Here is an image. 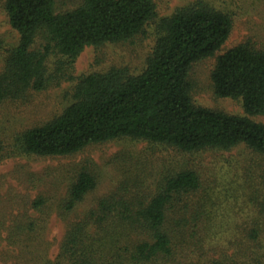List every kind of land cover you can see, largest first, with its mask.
Listing matches in <instances>:
<instances>
[{
  "label": "trees",
  "instance_id": "trees-1",
  "mask_svg": "<svg viewBox=\"0 0 264 264\" xmlns=\"http://www.w3.org/2000/svg\"><path fill=\"white\" fill-rule=\"evenodd\" d=\"M2 9L19 41L7 46L0 38V163L70 158L120 140L181 156L245 146L259 161L242 175L248 216L222 221L187 159L174 166L165 159L151 187L149 163L131 152L118 155L123 179L80 215L99 186L98 169L86 161L48 172L45 180L66 183L61 195L47 189L31 201L9 192V226L4 216L0 222L9 264H264V124L252 119L264 116V49L241 44L219 56L212 73L217 97L241 100L244 116L198 107L192 98V67L225 45L232 15L203 4L179 9L156 23V44L141 74L112 67L76 78L75 64L88 48L145 33L158 15L155 0H83L62 13L56 0H2ZM66 81L74 82L73 99L59 115L9 127V108ZM53 216L66 232L51 257Z\"/></svg>",
  "mask_w": 264,
  "mask_h": 264
},
{
  "label": "rangeland",
  "instance_id": "rangeland-1",
  "mask_svg": "<svg viewBox=\"0 0 264 264\" xmlns=\"http://www.w3.org/2000/svg\"><path fill=\"white\" fill-rule=\"evenodd\" d=\"M82 2L83 0H56L57 12L72 11ZM155 3L158 15L156 20L146 28L145 33L126 43L88 48L78 58L74 67V76L80 78L94 72H104L112 67L126 68L134 75L141 74L156 44V23L165 17L172 16L179 9L203 4L229 13L233 17L234 24L232 33L221 50L215 56L193 65L190 74L193 101L198 107L229 115L244 116L245 111L241 100L217 97L212 73L219 56L241 44L249 42L257 49H264V0H155ZM0 38L7 43V46H15L19 41L18 33L12 29L7 13L2 9V0H0ZM73 86L74 82H63L60 86H53L47 91L34 94L28 104L9 108V127L24 129L59 115L72 102ZM252 119L264 124V116ZM124 152L137 155L143 164L149 163L147 177L151 187L161 177L160 173L167 168L164 165L165 159H172L173 162L168 164L171 166H174L173 163L176 161L184 162L187 159L186 163L196 166L202 175L204 187L216 203L215 216L219 220H239L241 217L248 216V205L244 201V193L242 196L244 192L241 188L242 175L244 171L258 165L259 161L245 146H239L231 151H207L181 156L149 143L120 140L91 146L70 158L44 159L33 156L1 162L0 222L4 216L2 220L5 219V225L9 226V192L12 188L16 190L15 197L31 201L40 191L47 189L55 195H61L66 188V183L52 184L44 179L47 173L91 161L98 169L100 178L98 188L88 195L76 213L80 215L86 212L100 197L113 190L123 179V171L115 160ZM43 181H47L46 186L43 185ZM6 232L0 229L3 239V241L0 239V264H9V260L3 255L5 250L9 249L5 242ZM65 232V222L58 216H53L49 237L55 243V248L51 252V257L56 256L58 244Z\"/></svg>",
  "mask_w": 264,
  "mask_h": 264
}]
</instances>
